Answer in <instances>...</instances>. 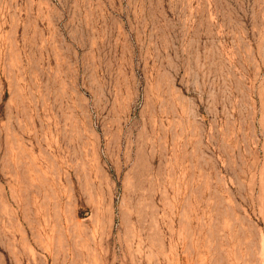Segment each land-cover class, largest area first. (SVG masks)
Wrapping results in <instances>:
<instances>
[{
	"label": "rangeland",
	"instance_id": "obj_1",
	"mask_svg": "<svg viewBox=\"0 0 264 264\" xmlns=\"http://www.w3.org/2000/svg\"><path fill=\"white\" fill-rule=\"evenodd\" d=\"M0 264H264V0H0Z\"/></svg>",
	"mask_w": 264,
	"mask_h": 264
}]
</instances>
